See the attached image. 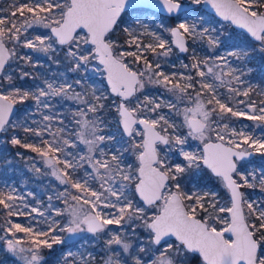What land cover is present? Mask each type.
Wrapping results in <instances>:
<instances>
[{
  "label": "snow or ice",
  "instance_id": "obj_1",
  "mask_svg": "<svg viewBox=\"0 0 264 264\" xmlns=\"http://www.w3.org/2000/svg\"><path fill=\"white\" fill-rule=\"evenodd\" d=\"M157 7L173 26L141 15ZM121 26L123 42L112 38ZM189 41L205 54L193 48L183 72L166 73L160 60L189 53ZM19 48L55 64L63 52L74 78L34 75L28 68L41 65ZM257 52L264 0H15L0 9V133L35 154L30 171L57 182L45 203L3 181V250L17 264H47L44 250L55 245L77 248L62 264H264V201L242 191L257 182L264 191V168L245 167L264 157V134L230 119L264 126V98L252 99L264 89L249 79ZM146 82L163 92L145 94ZM69 101L76 107L61 115ZM189 138L198 150H186ZM207 173L226 190L224 203L201 183Z\"/></svg>",
  "mask_w": 264,
  "mask_h": 264
},
{
  "label": "rangeland",
  "instance_id": "obj_2",
  "mask_svg": "<svg viewBox=\"0 0 264 264\" xmlns=\"http://www.w3.org/2000/svg\"><path fill=\"white\" fill-rule=\"evenodd\" d=\"M21 2H26V0H21ZM13 3H15V0H0V9L4 10V14H7L9 6L12 5ZM202 10L205 11L203 8ZM136 14L138 13H133V15H136ZM145 14L148 15L149 19H151L152 15H156V19L161 20L165 24V26H168V27L173 26L172 21L165 19L164 16H158L157 13L155 12L150 11L149 13H144L141 15H145ZM153 27H155V25H153ZM45 31L46 30L42 28H37L32 32V34L42 33ZM120 42H123V40ZM9 47H11V45H9ZM193 48H196L197 52L201 56L205 54L203 51H201L202 49L201 45L199 44L194 45L192 44L191 41H189V53L181 54L178 52V50H174L173 54L170 57L160 60V63L163 65L164 71L166 73H171L173 71L183 72L184 69L182 68L181 65L182 63L190 62L189 56L191 55ZM22 50H23V53L30 54L33 60L38 61L39 65H41L37 67L38 75L50 74V73L51 74L66 73L69 79L74 78L73 74L68 72L69 65L67 61H63V62L61 61L60 64H55V63H52V61L48 60L47 56L43 53H32L31 50L23 49V48ZM57 55L58 57L61 56L62 58H64L63 52H59L57 53ZM149 58L152 59L151 54H149ZM261 58H263L262 54L258 52L253 53L249 62L253 61L255 64H249L248 62V67L253 69L249 79L251 80L252 84L257 87V91H259L260 89H264V67L258 65V63H260L261 61ZM173 64L176 66L175 68L172 67ZM88 82L90 84L94 83L96 88L106 87L105 81H103V78L99 75H94V76L90 75V79ZM76 90L80 91L81 89L77 87ZM143 91L145 94H148L151 96H156L163 92L162 89H158L154 87L153 85L148 84L147 82L145 83V89ZM164 95L167 99H174L173 97H171L170 94L165 93ZM142 98L143 96L141 95V99ZM262 98L264 97H260L257 94L252 97V99H255L257 101H259ZM241 99H243V97H241ZM27 107L28 106H26V108ZM75 107L76 105L73 104L71 101H69L63 108H60L59 111L61 112V115H63L64 112L67 111L69 108H75ZM180 107H183V105H180ZM164 111L167 112L168 110L164 109ZM104 117H105V120L110 125V131L115 133L117 130L116 123H115L116 114L112 113L109 109V110H106ZM172 118L175 119L178 123L180 122V118L176 117L175 115H173ZM13 119H16V117H14ZM230 119L232 120V122L235 124L237 128L241 127L242 125H248L249 127L247 130L249 132H252L253 134L257 136L264 134V126H258L254 124V122L245 120L243 118H239V119L230 118ZM184 131L186 132V129ZM7 138L8 137L5 136L3 133H0V186H2L3 181L7 179L9 183H14L18 191H20L21 193L27 192V191H33L35 192L36 196L39 199H41L42 201L46 203L47 196L53 193V189L56 186L57 182L50 175L37 176L34 173V171H30L29 169L31 166V162L28 161L26 158L33 157L35 156V154L32 152H28V151L23 152V150L22 151L17 150L15 154H13L11 147L8 146V143H5ZM189 144L191 145V149L186 148V150H198L199 141L192 140L191 138H189ZM17 152L22 153L24 158H22L21 156H17ZM173 158L177 159L178 157L174 156ZM20 160H23L24 164L21 165ZM239 163H244V162L241 161ZM41 167L43 166L41 165ZM245 167L247 171H252L253 169H255L257 170V172H259L260 168H264V157H261L259 154H255L252 158H250V162L247 163ZM212 182L213 181H211L207 175H203L201 183L205 185L208 190L217 192L218 198L220 199L221 203H224L225 201H227L228 195L226 193V190L220 185V183L213 184ZM243 191L245 192V195L247 197H250L257 201H264V191L261 190L258 182L255 188H245L243 189ZM32 203H35V202L33 201ZM57 206L63 207V205L61 204H57ZM11 219L14 222H20V223L27 222L25 217L14 216V217H11ZM3 222H4L3 218H0V225H2ZM0 235L3 236L4 233L0 231ZM82 235H87V234H82ZM101 244H102V241H101ZM77 247H79V245H77ZM68 250L75 252L77 248L72 247L71 249H69L61 245H55L54 250L51 252V254H49V250L45 249L44 257H45V260L47 261V264H62L61 257L63 256L64 252ZM89 250H91V246H89ZM0 264H17V261L12 257V255L3 250L2 245H0Z\"/></svg>",
  "mask_w": 264,
  "mask_h": 264
},
{
  "label": "trees",
  "instance_id": "obj_3",
  "mask_svg": "<svg viewBox=\"0 0 264 264\" xmlns=\"http://www.w3.org/2000/svg\"><path fill=\"white\" fill-rule=\"evenodd\" d=\"M157 15H158V16H162V15H160V14H157ZM170 21H171V20H170ZM121 28H122V27H121ZM121 28H120V29H117L116 32H114V33L112 34V37H113V38L118 39V40H120V41L123 40V34H122V29H121ZM17 51H18L19 53H21V54L23 53L22 48L17 49ZM59 59H60V61H62V62L65 61L64 58H62L61 56H59ZM26 67H27V66H26ZM28 70H29V71H32L34 75H38V74H37V72H38V68H35V69L28 68ZM27 83L30 84L31 81H28ZM25 86H27V85H25ZM31 102H32V101H27V102H25V104H17V106H18V111H17V114H16L15 117H16V118H17V117H22V116L24 115L23 110L26 108V106L30 105ZM108 103L110 104L111 101H108ZM110 111H111L112 113L116 114L114 110L110 109ZM4 135H5V134H4ZM20 135H21V137H23V133H22V132L20 133ZM5 136H6V135H5ZM7 137H8V136H7ZM7 139H8V138H7ZM8 146L11 147V150H12V153H13V154H15V152H16L17 150H18V151H22V150H23V152H26V151L30 152L29 150H26V149H22V148H18V147H13V146L10 145V144H8ZM20 163H21V165L24 164L23 160H20ZM207 176L209 177V179H210L211 181H213V182H212L213 184H216V183L218 184V183H219V182H217L216 178H214L213 176H211L210 173H207ZM97 260H99V258H97ZM195 263H196L195 260L191 261V264H195Z\"/></svg>",
  "mask_w": 264,
  "mask_h": 264
},
{
  "label": "water",
  "instance_id": "obj_4",
  "mask_svg": "<svg viewBox=\"0 0 264 264\" xmlns=\"http://www.w3.org/2000/svg\"><path fill=\"white\" fill-rule=\"evenodd\" d=\"M150 2H153V3H154L155 0H150ZM202 8H203L206 12L210 11V9H208L207 7H205V6H203V5H202ZM150 11H151V12L158 13V14L164 16V14L161 13V11H160V9H159L158 7H157V8H153V9H151ZM238 31H241V30H238ZM181 54H185V53H181ZM105 84H106V81H105ZM17 111H18V107H17V105H16V106H15V115L17 114ZM15 115L13 116V118L15 117Z\"/></svg>",
  "mask_w": 264,
  "mask_h": 264
},
{
  "label": "flooded vegetation",
  "instance_id": "obj_5",
  "mask_svg": "<svg viewBox=\"0 0 264 264\" xmlns=\"http://www.w3.org/2000/svg\"><path fill=\"white\" fill-rule=\"evenodd\" d=\"M157 14H158V13H157ZM237 31H238V30H237ZM260 63H261V64H260ZM260 63H258V65L264 67V55H263V58H261ZM249 64H255V63H254L253 61H250ZM255 95H256V94L253 93L252 97L255 96ZM31 104H32V102H31ZM31 104H30V105H31ZM28 106H29V105H28ZM254 155H255V154H254ZM254 155H253V156H254ZM253 156H252V157H253ZM252 157H251V158H252ZM210 174H211V173H210ZM211 176H212V175H211ZM214 178H215V177H214ZM242 191H243V189H242ZM0 236H1V235H0Z\"/></svg>",
  "mask_w": 264,
  "mask_h": 264
}]
</instances>
